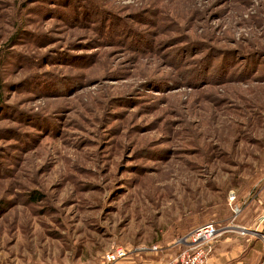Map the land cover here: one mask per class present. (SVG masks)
<instances>
[{
	"label": "rangeland",
	"instance_id": "obj_1",
	"mask_svg": "<svg viewBox=\"0 0 264 264\" xmlns=\"http://www.w3.org/2000/svg\"><path fill=\"white\" fill-rule=\"evenodd\" d=\"M209 223L210 264H264V0H0V264Z\"/></svg>",
	"mask_w": 264,
	"mask_h": 264
},
{
	"label": "built area",
	"instance_id": "obj_2",
	"mask_svg": "<svg viewBox=\"0 0 264 264\" xmlns=\"http://www.w3.org/2000/svg\"><path fill=\"white\" fill-rule=\"evenodd\" d=\"M219 233L220 229L215 223L197 227L179 241L181 249L174 257L166 261L149 264H210L211 245L218 238ZM261 236L264 242V233ZM143 251L142 248H138L134 253L137 254ZM150 251L158 254L159 247L155 246ZM132 254L133 252L128 248L116 247L108 251L104 262L106 264H116L129 258Z\"/></svg>",
	"mask_w": 264,
	"mask_h": 264
},
{
	"label": "crops",
	"instance_id": "obj_3",
	"mask_svg": "<svg viewBox=\"0 0 264 264\" xmlns=\"http://www.w3.org/2000/svg\"><path fill=\"white\" fill-rule=\"evenodd\" d=\"M142 259H143V258H142ZM144 263H145V262H144ZM116 264H142V263H141V261L138 260V259H134V258L129 259V258H127V259L122 260V261H120V262H118V263H116Z\"/></svg>",
	"mask_w": 264,
	"mask_h": 264
},
{
	"label": "water",
	"instance_id": "obj_4",
	"mask_svg": "<svg viewBox=\"0 0 264 264\" xmlns=\"http://www.w3.org/2000/svg\"><path fill=\"white\" fill-rule=\"evenodd\" d=\"M245 231H247L248 233H254V231L248 230V229H244Z\"/></svg>",
	"mask_w": 264,
	"mask_h": 264
}]
</instances>
